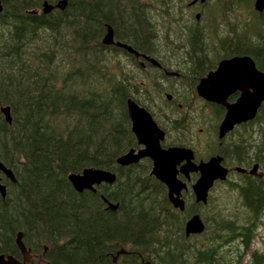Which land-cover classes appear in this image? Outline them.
Wrapping results in <instances>:
<instances>
[{"label":"rangeland","instance_id":"1","mask_svg":"<svg viewBox=\"0 0 264 264\" xmlns=\"http://www.w3.org/2000/svg\"><path fill=\"white\" fill-rule=\"evenodd\" d=\"M255 1H108L101 29L96 22L81 24L75 16L77 7L83 14L96 13L99 0H66L63 8L47 13H66V23L59 27L64 49L50 47L57 40L47 34L28 42L23 28L10 37L4 31V43L12 47L4 48V60L10 61L0 69V107H10V120L0 110V134L5 142L15 141L11 152L0 149V164L13 177L0 169L5 186L4 195L0 192V254L24 262L16 243L21 232L26 264H122L121 256L136 250L143 264H264V179L262 198L250 206L238 190L245 179L232 170L214 182L206 202L196 201L188 185L183 209L169 204L167 210L166 188L151 175L149 158L129 166L116 162L122 153L140 147L126 107L120 105L125 96L153 116L164 131L162 144L190 148L195 162L220 155L225 166L256 163L264 172V104L252 119L219 138L224 110L196 90L216 62L233 56L229 46L236 41L264 70V6L258 10ZM122 25L126 32L134 28L137 37L122 41ZM107 27L114 43L130 45L141 57L136 60L114 43L118 50L95 47L103 43ZM21 41L18 59L14 42ZM86 45L92 50L80 53ZM25 87L31 89L23 93ZM68 88L75 106L72 119L50 120L47 115ZM19 92L28 97L24 107L4 98ZM28 116L31 121L23 123ZM67 133L72 137L65 142ZM86 167L112 171L115 181L77 191L67 175ZM124 191L126 200L120 202L116 195ZM193 214L199 215L203 230L186 235L185 222ZM121 249L125 252L114 260Z\"/></svg>","mask_w":264,"mask_h":264},{"label":"water","instance_id":"2","mask_svg":"<svg viewBox=\"0 0 264 264\" xmlns=\"http://www.w3.org/2000/svg\"><path fill=\"white\" fill-rule=\"evenodd\" d=\"M197 1V0H194ZM66 0H58L52 3L44 0L38 8L28 10L29 14H47L54 8H63ZM264 6V0H256L255 7L261 10ZM3 6L0 0V12ZM103 43L106 45L113 44V31L110 27L106 28ZM116 46L123 47L132 52L135 56L138 53L128 44L116 41ZM199 96L205 100L220 104L225 107L224 116L219 124V138L231 131L237 124L252 119L258 108L264 104V70L256 67L253 58L248 54L233 55L218 61L213 70L208 71L199 79L196 85ZM239 93L237 98L230 102L228 98ZM125 107L128 117L131 121V130L134 133L139 148H131L116 158V162L121 166H127L137 163L143 158L151 160L150 173L167 189V196L172 206L183 209L184 202L180 197L185 183L177 177L178 172L184 174L197 172L198 177L192 184V190L195 194L196 201L206 202L209 189L214 182L225 180L229 168L223 164L220 155H212L207 160L199 162L194 161L193 151L185 146L169 145L161 146L164 138V131L158 126L156 121L145 107L139 105L131 98H126ZM5 119L10 120V107L1 106ZM179 166V167H178ZM257 167L252 165L250 173ZM8 176L12 177L10 169L0 164ZM235 170L244 171L245 169L236 166ZM13 178V177H12ZM116 174L112 171L86 167L81 172H70L67 179L77 191L85 189L94 190V185L101 183L112 184L115 181ZM5 186L0 183V192L4 195ZM111 206V205H110ZM114 207V206H111ZM185 234L200 233L203 230V224L198 214H193L185 222ZM16 243L23 257V263L16 259L0 254V264H26L28 260V249L22 241L21 232L17 233ZM125 252L121 249L116 253L114 260L120 254Z\"/></svg>","mask_w":264,"mask_h":264},{"label":"trees","instance_id":"3","mask_svg":"<svg viewBox=\"0 0 264 264\" xmlns=\"http://www.w3.org/2000/svg\"><path fill=\"white\" fill-rule=\"evenodd\" d=\"M43 1L44 0H1L3 9L0 12V39L1 40L3 39V44L0 45V52H1L0 53V69L1 68L7 69V63H8V61H10L8 59L4 60V58H5L4 57V53H5L4 48L12 47V44H10V43L5 45V43H4L5 41H4V37H3L4 31L7 34V36L10 37L9 34L11 32H13V30L23 28V29L27 30V35H24V36H25V38L28 37L27 38L28 42H32L34 40H35V42L39 41V36L42 38L44 36V34H47L52 39L57 40L53 44L50 43V45H49L50 47H54V45H55V48L60 47V46L62 47V49L65 48L66 40H63V36H62V39H60V41L62 43L59 44V33H60L59 27H61L63 25V23H66L65 22L66 21V17H65L66 13L61 12V13H57V15L54 12H53L54 14H47V15H44L42 13H39L37 15L27 13L28 10L38 8ZM48 1L55 2L56 0H48ZM99 1L101 2V4H99V8L94 7V9L96 8L95 10H97L96 13L91 12L89 15L86 12H85V14H83L82 12H80L81 10L79 9V7H77L76 13H75L76 19L79 20L81 24H86V25L90 24V22L91 23L96 22L98 25H100V28L103 29L104 24L101 21V19L102 18L104 19L103 12L105 10V7L107 6L106 3L108 1L113 2L114 0H99ZM82 11H84V10H82ZM44 16H46V18ZM121 29H122V31H121L122 41H124V42H128L129 38L133 37L135 35H136L135 37H137V32L135 31L134 28H132L131 31L129 30L126 32L124 30V26L122 25ZM143 32H145V31H143ZM28 34H29V36H28ZM12 37H13V35H12ZM7 38H5V39L8 40ZM11 42H12V38H11ZM14 44H15L16 48H14L13 52H15L16 57L19 59L18 56H20V53L24 47V44L22 43V41L21 42H14ZM36 46H38V48H39L38 42L36 43ZM96 46L102 47V48L106 49L107 51L118 50V48H116L115 46L104 45L102 42L96 43L95 47ZM225 48H228L227 45ZM229 48L232 50L231 52L233 55L234 54L235 55H240V54H248L249 55L250 54L247 47H243L238 41H236L234 43L233 47L229 46ZM89 50H92V47L88 48V45H86L84 48H82L80 53L86 54V52H88ZM10 52L11 51H7V53H10ZM216 63H215V65H216ZM8 75H10V74H8ZM13 77L16 78V76H13ZM4 83H5V81H4ZM3 87L6 89L7 88L6 84H4ZM25 89H27V87L22 89L23 93L29 91V89H31V88H29L27 91H25ZM60 90H64V89H58V91H60ZM70 91H71V89L68 88L67 92L62 94L61 104L59 106H57V108L54 109V111L50 112L47 115L50 120L57 122L62 117H64V115L66 117L72 119V114H73L75 106L73 105L74 99H73L72 95L69 93ZM23 93L19 92L18 95L12 93L10 95V97L4 96V98L5 99L11 98L13 100H16V106L24 107L25 105H24L23 101L26 102L28 97L26 95H23ZM33 93L35 95L38 94L35 92H33ZM4 98H3V100H4ZM234 98H235V95L232 94L231 97H229V100L230 101L234 100ZM100 100H102V99H100ZM124 100H125V96L121 100L120 105H122V106L125 105ZM123 114H124V117L126 118V113L124 112ZM22 120H23V123H28L29 121H31V117L28 116ZM60 131H61V129L57 130V132H59V133H60ZM71 137L72 136L70 133H67V135H62V138L64 139L65 142H68ZM5 140H6V136H4V134H0V149L2 151L8 150L11 152L10 149H12V148L10 147V145L15 140L12 139L9 142H5ZM1 143H3V144H1ZM4 143H6L7 145L6 144L4 145ZM112 163L116 164L115 159L112 160ZM81 166H83V163ZM119 168L123 170V167L119 166ZM243 178L245 179L244 183L242 185L238 186L239 187L238 190H239L241 198H243V201L245 202V204L250 206L254 202L258 201L260 198H262L259 194L260 193L259 191L261 190V186H263V184H262V180H259L258 178L257 179L259 181H257V179L246 178L245 176H243ZM125 193L126 192L124 191V195H122V196L116 195L120 199V202H125V200H126ZM95 195H97L98 198L100 197V195L98 193H95ZM261 201H264V199ZM163 205H164L165 209L170 210L168 201H165L163 203ZM163 205H162V207H163ZM133 209L135 210L136 207ZM247 232H249V234H250V232H251L250 228L248 229ZM244 237H245V239H248L247 233L244 235ZM107 246L111 247V244H107ZM162 248H163V246H162ZM161 252H163V250H161ZM110 255H111V252L107 253V257H109ZM121 257L122 258H120V259L122 261V264H128L129 260H131V259L137 260L138 264H143L142 261H140L141 252H139V250H136V251H133L130 253H126V254L122 255ZM81 259H83V258L81 257Z\"/></svg>","mask_w":264,"mask_h":264},{"label":"flooded vegetation","instance_id":"4","mask_svg":"<svg viewBox=\"0 0 264 264\" xmlns=\"http://www.w3.org/2000/svg\"><path fill=\"white\" fill-rule=\"evenodd\" d=\"M105 45V44H104ZM109 45H112V44H109ZM136 60H138V58L139 57H141V56H137V57H135V56H133ZM218 63V62H217ZM216 63V64H217ZM215 67H216V65H215ZM214 67V68H215ZM213 68V69H214ZM177 74V73H176ZM238 92L237 93H234V95H235V98H234V100L237 98V96H238ZM170 97V96H169ZM231 97V96H230ZM234 100H229V98H228V101H230V102H232V101H234ZM212 105H215V106H217V107H220V108H222L223 110H224V112H225V107L224 106H222V105H220V104H217V103H213V102H210ZM147 110V109H146ZM224 112H223V116H224ZM152 116V115H151ZM152 118H153V116H152ZM154 119V118H153ZM159 126V125H158ZM164 139V138H163ZM163 141V140H162ZM162 141H161V146L162 147H167V146H169V145H164V144H162ZM147 158V157H146ZM142 160V159H141ZM195 161V160H194ZM139 162V161H138ZM129 166V165H128ZM179 167V166H178ZM226 167H228L229 168V172H228V174L232 171V170H234V171H236L237 173H239L242 177L243 176H245L246 178H258V179H264V172L263 171H261V170H259V167H258V165H257V167L253 170V172L252 173H250V171H251V169H252V166L249 168V167H243V169H245L244 171H237V170H235V167H230V166H226ZM177 177L179 178V179H181L184 183H185V187L182 189V191H181V195H180V197L183 199V202L185 203V199H184V197H183V193H184V191L186 190V188H188V185L190 186V189H191V191L193 192V190H192V184L195 182V180L197 179V177H198V173L197 172H190L189 174H184L183 172H181V171H179L178 172V175H177ZM189 182V183H188ZM161 184H162V182H161ZM214 185V184H213ZM163 186L166 188V186L163 184ZM166 193H167V189H166ZM167 201L169 202V204H170V206L172 205L171 203H170V201H169V199H168V196H167ZM184 233H185V230H184ZM121 256V254H119L117 257L119 258ZM116 257V258H117Z\"/></svg>","mask_w":264,"mask_h":264}]
</instances>
